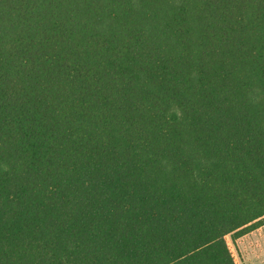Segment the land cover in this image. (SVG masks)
I'll use <instances>...</instances> for the list:
<instances>
[{"label": "trees", "instance_id": "16d2710c", "mask_svg": "<svg viewBox=\"0 0 264 264\" xmlns=\"http://www.w3.org/2000/svg\"><path fill=\"white\" fill-rule=\"evenodd\" d=\"M264 219V0H0V264H236Z\"/></svg>", "mask_w": 264, "mask_h": 264}, {"label": "rangeland", "instance_id": "374dc122", "mask_svg": "<svg viewBox=\"0 0 264 264\" xmlns=\"http://www.w3.org/2000/svg\"><path fill=\"white\" fill-rule=\"evenodd\" d=\"M227 243L236 264H264V219L243 234H230Z\"/></svg>", "mask_w": 264, "mask_h": 264}]
</instances>
